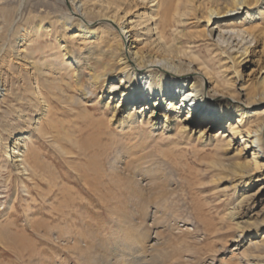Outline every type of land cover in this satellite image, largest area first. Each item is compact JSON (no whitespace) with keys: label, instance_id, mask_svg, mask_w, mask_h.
Here are the masks:
<instances>
[{"label":"bare ground","instance_id":"bare-ground-1","mask_svg":"<svg viewBox=\"0 0 264 264\" xmlns=\"http://www.w3.org/2000/svg\"><path fill=\"white\" fill-rule=\"evenodd\" d=\"M12 1L17 2L10 9ZM8 11L13 15L5 20L6 36L0 25V105H9L15 120H0V151L28 195L24 178L38 188L42 172L38 144L58 150L67 164L60 211L65 229L59 236L68 238L59 244L70 252L74 242L75 250L64 264H165L163 240L177 230L189 232L176 222L161 226L158 220L168 216L161 202L151 212L148 192L160 183L148 178L152 165L137 169L130 158L114 154L113 145L130 135L151 140L150 148L167 141L172 152L182 145L169 132L179 140L193 138L194 154L212 146L217 157L209 168L216 184L227 183L235 198L223 219L234 226L232 240L264 231V69L250 84L242 70L251 58L264 57V0H0V16ZM69 30L75 32L68 36ZM21 126L33 128V135ZM90 134L111 142L96 159L107 158L108 178L129 182L124 189L131 216L116 201L101 200L100 184L85 165L79 169L80 140ZM95 148L90 142L87 149ZM255 182L260 184L250 192ZM94 196L111 218L99 229H120L114 251L88 227L94 212L83 209ZM76 234L99 249L81 250ZM261 234L259 242L248 239L255 252L243 256L255 264H264V255L256 254L264 249Z\"/></svg>","mask_w":264,"mask_h":264},{"label":"rangeland","instance_id":"rangeland-1","mask_svg":"<svg viewBox=\"0 0 264 264\" xmlns=\"http://www.w3.org/2000/svg\"><path fill=\"white\" fill-rule=\"evenodd\" d=\"M16 2H10L7 5L8 8L12 9L13 6H16ZM12 15L13 12L8 11L5 15L0 16V25L4 29L3 35L5 36L9 29L7 27L8 22L5 20L10 19ZM74 32L75 30H69L68 36ZM66 40L65 42L68 43ZM257 59L258 57L251 58L252 61L242 69L245 76L243 81L249 84L255 81L259 72L264 69V57H260L259 62ZM189 101L191 100L188 98ZM11 111L9 105H0V120L5 123L14 121L15 115ZM63 119L64 117L60 115V120ZM214 120L221 122L220 118H214ZM199 124L206 126L208 123ZM44 126L48 127L46 123ZM21 127L25 130L24 132L33 135V128ZM222 131L227 132L226 129ZM17 134L22 133L16 132L14 135ZM90 135L84 136L80 140V146L83 145L84 148L80 151V156L76 157L79 162V169L85 165L87 175L92 180L96 179V182L100 184L101 193L99 191V194L103 195H99L101 200H107L109 203L116 201V206L120 210L130 214L132 204L127 197V191L124 189L127 182L125 177L108 178L104 172L108 168L107 158H102V161L96 159V156H102L100 150L105 152L111 147V142L104 140L100 143L93 134ZM169 135L173 142H179L182 145L178 152L170 151L167 147V141L159 143L155 148H150L151 140L148 141L149 144H146L142 138L134 139L132 135L126 138L127 141L113 145L114 154L122 155V159L130 158L129 161L135 168H147V166L152 165L150 169L154 174L148 178L160 180V183L154 185L152 191L148 192V197L151 199L148 200V204L152 208L151 212H154L155 203L161 202L163 213L168 215L166 218L158 220L161 222V226L164 225V222L171 221L173 226L176 222L177 227L183 231L186 227L189 229V232L184 231V233L178 230L174 231L173 239L167 237L163 240V244L160 246L163 263L255 264L253 259H246L243 256L246 251L248 253L255 252L253 248L251 250L248 239L252 238L250 241L254 243L259 242L261 232L264 231L253 237L248 236L249 234L245 235V239L242 238L244 239L243 242L241 239V242H238L237 239L232 240L231 237L235 233L233 231L234 226L229 222H223V219L234 205L235 198L232 197V191L227 192L226 188L229 187L227 183L216 184L218 177H214V169L209 168L210 161L217 157L215 150L209 145L203 153L194 154L190 147L193 144V138L184 137V139L179 140L174 136L175 133L169 132L167 136ZM105 139L110 138L105 137ZM90 142L96 145V151L95 149H87ZM100 146L103 147L100 149ZM37 147L39 154L43 157L41 158L43 159L41 161L42 172L37 177L38 188L33 186V182L24 178L29 186V195L22 191L17 173L11 170L12 168L7 167L6 158L0 151V201L4 204V206H0V233L4 232L0 235V264H64V259L71 257L75 250L73 249L74 242H70V252L63 249L61 243L59 244V240L61 242L62 238H68L67 235L59 236L60 232L65 229V223L60 218L63 207L61 192L63 170H68V166L59 156L58 150L40 144ZM159 151L165 152V154L161 155ZM112 154H110V158H113ZM7 180L9 181L7 182ZM70 180L72 179L70 178ZM259 184L260 182H255L251 186L250 192ZM72 185L82 188L79 183ZM16 193L17 198L15 199ZM87 199L89 202L85 201L86 205L89 203L93 205L83 210L85 212L93 210L94 212V214L92 212L89 214L94 221H91L88 227H91L90 230L96 234L98 242L114 251L116 239L120 237V229L113 224L110 225L111 227H106L107 230L99 229L110 222L111 218L107 212L109 209L106 210L100 206L101 202L98 197H88ZM12 204L13 208L9 209ZM256 211L258 210H254V213ZM172 213L175 217L170 218L169 215ZM132 217L134 218L133 214ZM246 220L248 221V218ZM77 222L78 224L79 222L82 223L81 220H77ZM78 229L82 234L85 231L88 232L87 228L83 226H79ZM88 234L85 233V236ZM72 238L73 241H79L78 246L81 250L95 253L99 249L92 247V244L97 243H92L88 237L82 238L76 234ZM84 239H86L85 242ZM222 240H226L227 244ZM213 251H217V253ZM257 253L264 255V249L257 251ZM74 261L70 260L68 264H78Z\"/></svg>","mask_w":264,"mask_h":264}]
</instances>
